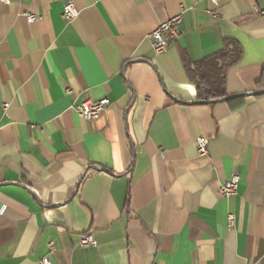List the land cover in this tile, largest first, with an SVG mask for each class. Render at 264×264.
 Returning a JSON list of instances; mask_svg holds the SVG:
<instances>
[{"label":"crops","instance_id":"obj_1","mask_svg":"<svg viewBox=\"0 0 264 264\" xmlns=\"http://www.w3.org/2000/svg\"><path fill=\"white\" fill-rule=\"evenodd\" d=\"M67 1L0 2V264H264V0H222L218 18L210 0H72V22ZM228 41L227 98L205 101L186 64ZM88 99L110 105L87 120Z\"/></svg>","mask_w":264,"mask_h":264},{"label":"built area","instance_id":"obj_2","mask_svg":"<svg viewBox=\"0 0 264 264\" xmlns=\"http://www.w3.org/2000/svg\"><path fill=\"white\" fill-rule=\"evenodd\" d=\"M11 0H0L5 5H9ZM142 1V0H137ZM222 0H210L212 4V8L208 10L209 15L214 18L219 17L218 8L221 4ZM186 11L184 5L180 7V11L177 15L173 16L168 21L162 23L156 30H154L150 35V41L152 43L153 49L156 54L165 53L170 45L175 42L181 35V25L183 21V15ZM255 13L259 17H264V9L255 8ZM80 15L79 9L77 8L74 1L69 0L64 4L63 8V18L72 22L77 19ZM27 19L29 22H36L41 19V17L27 14ZM110 105V101L108 99H102L99 101H94L92 99H88L86 102L82 103L75 107L78 114L87 119V120H95L98 119L100 114L105 111ZM208 145L209 140L205 137H200L197 140V149L198 153L201 156L207 155L208 153ZM240 181L239 175H234L231 179L227 180L223 185L219 188V196L223 198L231 197L237 193L238 185ZM4 207L0 205V212H4ZM234 222V216H229V224L232 226ZM80 246L83 248H95L97 246V242L91 232H85L81 235L80 238ZM51 251L54 249V245L51 244ZM39 264H53L51 260L45 258ZM158 264V263H153Z\"/></svg>","mask_w":264,"mask_h":264},{"label":"trees","instance_id":"obj_3","mask_svg":"<svg viewBox=\"0 0 264 264\" xmlns=\"http://www.w3.org/2000/svg\"><path fill=\"white\" fill-rule=\"evenodd\" d=\"M242 55V48L236 42L228 41L217 55L197 63L187 62L189 79L197 86L203 100L217 101L227 98L226 74L241 61Z\"/></svg>","mask_w":264,"mask_h":264},{"label":"water","instance_id":"obj_4","mask_svg":"<svg viewBox=\"0 0 264 264\" xmlns=\"http://www.w3.org/2000/svg\"><path fill=\"white\" fill-rule=\"evenodd\" d=\"M239 96H246V95H237V97H239ZM231 98H233V97H231ZM176 101H177V100H176ZM177 102H178V101H177ZM94 169L97 170V171H100V172L102 171V170L97 169V168H95V167H94ZM104 171H105V170H104Z\"/></svg>","mask_w":264,"mask_h":264}]
</instances>
